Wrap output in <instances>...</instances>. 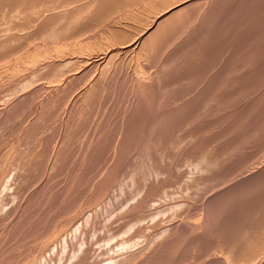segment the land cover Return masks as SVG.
Returning <instances> with one entry per match:
<instances>
[{
    "label": "rangeland",
    "instance_id": "374dc122",
    "mask_svg": "<svg viewBox=\"0 0 264 264\" xmlns=\"http://www.w3.org/2000/svg\"><path fill=\"white\" fill-rule=\"evenodd\" d=\"M263 244L264 0H0V264Z\"/></svg>",
    "mask_w": 264,
    "mask_h": 264
},
{
    "label": "bare ground",
    "instance_id": "6f19581e",
    "mask_svg": "<svg viewBox=\"0 0 264 264\" xmlns=\"http://www.w3.org/2000/svg\"><path fill=\"white\" fill-rule=\"evenodd\" d=\"M127 1V0H126ZM137 1V0H136ZM144 1V0H143ZM125 3V2H124ZM187 3V2H186ZM137 4V3H136ZM145 4V3H144ZM179 4V3H178ZM140 5V4H139ZM156 5V4H155ZM157 6V5H156ZM171 8V7H170ZM166 11V10H165ZM172 12V11H171ZM177 14V13H176ZM172 15V14H171ZM164 17V16H163ZM163 20V19H162ZM166 23V22H165ZM160 27V26H159ZM155 28V27H154ZM147 37V36H146ZM144 38V37H143ZM259 158V157H258ZM261 161V160H260ZM255 162H256V160H255ZM252 167V166H251ZM249 169V168H248ZM239 172V171H238ZM247 173V172H246ZM245 173V174H246ZM236 174H237V172H236ZM250 174V173H249ZM233 176V175H232ZM230 178H232V177H230ZM237 179V178H236ZM234 180V179H233ZM226 181H228V180H226ZM225 181V182H226ZM236 181V180H235ZM230 182H231V180H230ZM229 184H231V183H229ZM235 184V183H234ZM218 186V185H217ZM220 186V185H219ZM214 190V189H213ZM208 196V195H207ZM208 201V200H207ZM206 205V204H205ZM204 208V207H203ZM212 211V210H211ZM211 214V213H210ZM158 223H159V221H158ZM161 224H162V222H160ZM183 223V222H182ZM150 224H151V222H150ZM180 224V223H179ZM151 226V225H150ZM184 227V226H183ZM260 227H262V226H260ZM152 229V228H151ZM255 231V230H254ZM258 231V230H257ZM253 232V231H252ZM260 232V231H259ZM263 232V231H262ZM258 235H260V234H258ZM253 236V235H252ZM249 237H250V235H249ZM248 237V238H249ZM259 238H261V237H259ZM251 239H252V237H251ZM257 239V238H256ZM253 240H255V238L253 239ZM260 240V239H259ZM256 241V240H255ZM258 241V240H257ZM230 242V241H229ZM251 242V241H250ZM253 242V241H252ZM259 243H261L260 241H258ZM245 243V242H244ZM234 244V243H233ZM238 244V243H237ZM256 244V243H255ZM262 244V243H261ZM229 245V247H230V245L231 244H228ZM245 245V244H244ZM249 245V244H248ZM253 245H254V242L252 243V247H253ZM257 245V244H256ZM264 245V244H263ZM160 246V245H159ZM210 246V245H209ZM212 246V245H211ZM260 246V245H259ZM237 246H235V248H236ZM222 248V247H221ZM249 248H250V246H249ZM260 248L261 249H263L264 248V246L263 247H259V249L258 250H260ZM237 249V248H236ZM246 249H247V247H246ZM208 250V249H207ZM217 250V249H216ZM230 250V249H229ZM231 250H232V248H231ZM256 250V249H255ZM215 251V250H214ZM219 251V250H218ZM241 251H244V250H241ZM251 251H254V249L253 250H251ZM227 252H228V249H227ZM236 252V251H235ZM257 252V251H256ZM162 253V252H161ZM218 253V252H217ZM226 253V252H225ZM259 254H260V252H258ZM228 254V253H227ZM231 254H233V253H231ZM240 254V253H239ZM238 254V255H239ZM241 254H242V252H241ZM241 254H240V256H241ZM251 254V253H250ZM254 254V253H253ZM219 255V254H218ZM226 255V254H225ZM244 255V254H243ZM257 255V254H256ZM208 256V255H207ZM223 256V255H222ZM233 256V255H232ZM245 256V255H244ZM252 256V255H251ZM230 256H228V258H229ZM255 257V256H254ZM219 258V257H218ZM259 258V257H258ZM234 259V258H233ZM232 259V260H233ZM254 259V258H253ZM220 260V259H219ZM223 260V259H222ZM242 260H244L243 258H242ZM252 260V258L250 257V260L249 261H251ZM245 261V260H244ZM255 261V260H254ZM254 261H251V263H253ZM234 262V261H233ZM258 262V261H257ZM225 263V262H224ZM232 263V262H231ZM238 263V262H237ZM237 263H235V264H237ZM242 263V262H241ZM244 263H246V262H244ZM262 263V262H261ZM147 264V263H146ZM221 264V263H220ZM229 264V263H228ZM240 264V263H239Z\"/></svg>",
    "mask_w": 264,
    "mask_h": 264
}]
</instances>
